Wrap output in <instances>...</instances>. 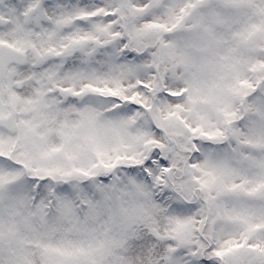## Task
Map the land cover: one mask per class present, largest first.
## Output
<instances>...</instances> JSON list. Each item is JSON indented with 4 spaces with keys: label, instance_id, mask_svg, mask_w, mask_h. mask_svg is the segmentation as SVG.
Segmentation results:
<instances>
[{
    "label": "snow or ice",
    "instance_id": "1",
    "mask_svg": "<svg viewBox=\"0 0 264 264\" xmlns=\"http://www.w3.org/2000/svg\"><path fill=\"white\" fill-rule=\"evenodd\" d=\"M0 264H264V0H0Z\"/></svg>",
    "mask_w": 264,
    "mask_h": 264
}]
</instances>
